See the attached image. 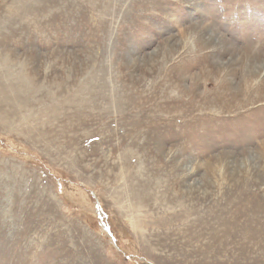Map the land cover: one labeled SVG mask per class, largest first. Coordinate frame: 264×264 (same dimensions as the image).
<instances>
[{
    "label": "rangeland",
    "instance_id": "1",
    "mask_svg": "<svg viewBox=\"0 0 264 264\" xmlns=\"http://www.w3.org/2000/svg\"><path fill=\"white\" fill-rule=\"evenodd\" d=\"M0 264H264V0H0Z\"/></svg>",
    "mask_w": 264,
    "mask_h": 264
}]
</instances>
